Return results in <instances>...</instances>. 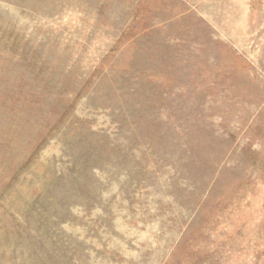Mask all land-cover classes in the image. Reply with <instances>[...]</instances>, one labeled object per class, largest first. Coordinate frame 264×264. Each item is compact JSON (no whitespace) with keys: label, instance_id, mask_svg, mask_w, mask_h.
I'll return each instance as SVG.
<instances>
[{"label":"rangeland","instance_id":"1","mask_svg":"<svg viewBox=\"0 0 264 264\" xmlns=\"http://www.w3.org/2000/svg\"><path fill=\"white\" fill-rule=\"evenodd\" d=\"M0 264H264V0H0Z\"/></svg>","mask_w":264,"mask_h":264}]
</instances>
